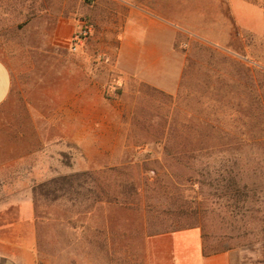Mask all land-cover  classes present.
Returning a JSON list of instances; mask_svg holds the SVG:
<instances>
[{"label":"rangeland","instance_id":"rangeland-1","mask_svg":"<svg viewBox=\"0 0 264 264\" xmlns=\"http://www.w3.org/2000/svg\"><path fill=\"white\" fill-rule=\"evenodd\" d=\"M95 1L0 0V56L15 73L0 180L34 187L38 264H148V237L192 227L208 252L264 244V66L184 33L175 95L135 85L116 96L98 68L103 120L77 147L51 112L68 51L50 43L62 20L71 33L88 20L94 35ZM95 52L94 69L108 62Z\"/></svg>","mask_w":264,"mask_h":264},{"label":"crops","instance_id":"crops-1","mask_svg":"<svg viewBox=\"0 0 264 264\" xmlns=\"http://www.w3.org/2000/svg\"><path fill=\"white\" fill-rule=\"evenodd\" d=\"M94 3L95 14L100 16L95 15L97 28L84 49L77 53L69 50L68 43L76 31L71 33L64 20L50 43L51 49L68 51L63 57L67 64L62 81L50 90L62 102L51 105V112H61L66 128L77 131L73 140L77 147L83 145V138L91 137V132L85 135L86 129L96 131L103 120L108 83L102 79L101 69L112 73L125 91L135 85L168 95L179 91L186 63L181 48L184 33L239 56L253 51L255 61L264 66V0ZM95 51L108 62H97L94 69L91 60ZM51 56L55 58L53 53ZM14 88V69L0 56V107L8 102ZM33 188L6 186L0 180V264H38L36 219L32 198L27 196L34 193ZM7 193L22 196L10 199ZM12 210L16 211L13 215ZM147 257L148 264H264V244L208 252L202 230L192 227L148 237Z\"/></svg>","mask_w":264,"mask_h":264},{"label":"built area","instance_id":"built-area-1","mask_svg":"<svg viewBox=\"0 0 264 264\" xmlns=\"http://www.w3.org/2000/svg\"><path fill=\"white\" fill-rule=\"evenodd\" d=\"M93 32H94L93 24L88 20H84L81 28L78 31H76L71 37L68 43L69 50L72 53H77L80 50L84 49L85 46L88 44L91 36L93 35ZM97 58L99 61L104 60V58L101 55H97ZM119 87H120V83L116 79H114L109 85L108 91L117 96Z\"/></svg>","mask_w":264,"mask_h":264}]
</instances>
